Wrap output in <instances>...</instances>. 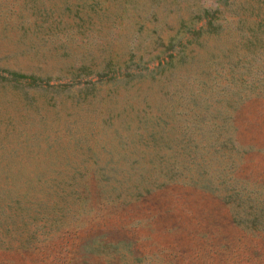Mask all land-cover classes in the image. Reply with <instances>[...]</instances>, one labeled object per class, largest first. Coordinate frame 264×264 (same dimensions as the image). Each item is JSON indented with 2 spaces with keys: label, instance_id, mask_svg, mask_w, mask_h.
<instances>
[{
  "label": "rangeland",
  "instance_id": "374dc122",
  "mask_svg": "<svg viewBox=\"0 0 264 264\" xmlns=\"http://www.w3.org/2000/svg\"><path fill=\"white\" fill-rule=\"evenodd\" d=\"M221 1L0 0V264H264V0Z\"/></svg>",
  "mask_w": 264,
  "mask_h": 264
},
{
  "label": "trees",
  "instance_id": "16d2710c",
  "mask_svg": "<svg viewBox=\"0 0 264 264\" xmlns=\"http://www.w3.org/2000/svg\"><path fill=\"white\" fill-rule=\"evenodd\" d=\"M225 2H220V0H215L213 5H206L200 8V10L197 12V18L198 19H204V22L198 27H191L192 33L199 35L204 30L205 32H217V30L221 27V21H218L222 15V9L221 6ZM228 3H234L237 5V3L230 1ZM238 20H241L238 18ZM251 30L257 29V27L252 26L250 28ZM174 38L171 37V39L168 41L167 48H171V45L174 44ZM177 40V39H176ZM5 71L6 73H3ZM37 80H41L40 77H37L34 74H25L17 70L12 69H6V68H0V81H6L10 82L16 86H27V85H38Z\"/></svg>",
  "mask_w": 264,
  "mask_h": 264
}]
</instances>
